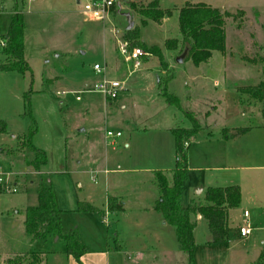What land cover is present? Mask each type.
<instances>
[{"label": "rangeland", "instance_id": "rangeland-1", "mask_svg": "<svg viewBox=\"0 0 264 264\" xmlns=\"http://www.w3.org/2000/svg\"><path fill=\"white\" fill-rule=\"evenodd\" d=\"M86 1L0 0V40L15 9L22 12L29 65L24 73L0 66V119L7 130L0 133V166L15 170L10 180L17 185L16 192L0 187V264L29 250L44 252L46 264H186L175 227L145 207L157 193L154 170L161 167L170 175L175 164V147H166L173 134L165 126L191 125L188 110L200 127L188 146L182 205L202 200L204 192L197 189L209 185L237 184L241 190L239 205L228 209L229 237L219 245L206 242L207 222L197 219L195 264H264V256L256 257L264 241V116L262 102L241 88L264 78V0H193L226 12L225 50H213L198 64L184 58L182 49L165 46L171 37L181 44L178 8L184 0H156L172 13L146 23L138 9L153 0H117L104 22L82 10ZM130 21L139 39L157 45L168 61L173 77L167 89L181 109L159 93L160 55L143 54L141 65L127 73L114 29L125 37ZM4 60L0 42V65ZM94 62L104 65L103 72L93 70ZM103 76L123 79L126 87L110 103L91 90ZM31 117L37 127L32 141L47 155L39 169L27 163L33 152L18 139ZM107 128L121 130L113 144L104 137ZM238 129L224 142L222 131ZM217 152L225 157H214ZM37 182L52 185L62 230L77 228L86 248L80 263L66 252L62 238L35 237L25 230L23 210L36 204ZM108 195L120 196L123 209L108 210ZM86 202L99 210L82 209ZM244 210L253 227L246 237L238 232L247 222Z\"/></svg>", "mask_w": 264, "mask_h": 264}, {"label": "trees", "instance_id": "trees-1", "mask_svg": "<svg viewBox=\"0 0 264 264\" xmlns=\"http://www.w3.org/2000/svg\"><path fill=\"white\" fill-rule=\"evenodd\" d=\"M138 11L142 15V23H146L148 19L160 21L162 17L169 16L172 13L171 8H160L156 0L141 5ZM225 15L226 12L202 1L196 3L185 1L178 8V29L181 34V49L184 53V58H191L195 64H198L207 61L213 50H225ZM24 27L23 14L15 9L6 32L2 34L5 40V44L2 45L5 60L1 63V68L14 69L22 73L29 70L28 62L23 55ZM125 35L131 40L132 45L140 46L150 54L160 55L159 93L168 103L174 104L181 109L179 98L167 89V82L173 77V74L164 60L160 48L157 45L148 46L142 42L138 37L136 25L125 28ZM177 42L178 39L175 37L167 38L165 39V46L167 48H175ZM262 72L264 75V59L262 60ZM241 88L262 102V115L264 116V78L255 85H247ZM185 114L189 118L191 125L171 128L176 149V160L172 168L171 179L167 178L162 169L154 170L155 184L159 192L154 208L162 212L166 222L175 226L178 246L187 255L186 264H195L193 231L196 226V218H193V216L199 214L206 220L211 234L209 242L226 239L229 233L228 209L239 205L241 190L237 184L225 186L209 185L204 190L203 201H191L186 208L181 207L180 197L188 166L187 150L191 137L200 127V123L193 111H185ZM36 129V122L31 117V123L26 133L19 135L18 139L21 146L27 147L33 152L27 163L34 169H39L46 162L47 155L44 149L35 146L32 141ZM6 131V122L0 119V133ZM225 132L223 131L224 136ZM238 132L239 129L233 131L232 134H237ZM185 141H188L186 145ZM36 190V205L27 206L23 210L25 230L35 237L53 235L57 238H62L65 242L66 252L75 256L80 263V256L85 252L86 248L79 239L77 228H71L68 231L62 230L60 209L57 206L52 185L39 182ZM81 208L84 210H99L88 202L84 203ZM107 209L111 211L121 210L123 209V202L121 200L117 201L115 196H109ZM259 256H264V251H261ZM5 262L6 264H46V254L36 250L17 252L6 257Z\"/></svg>", "mask_w": 264, "mask_h": 264}, {"label": "built area", "instance_id": "built-area-1", "mask_svg": "<svg viewBox=\"0 0 264 264\" xmlns=\"http://www.w3.org/2000/svg\"><path fill=\"white\" fill-rule=\"evenodd\" d=\"M117 0H88L83 3L82 10L91 18L100 21H105L108 19L110 12L112 11V6L115 5ZM120 30L114 29V34L116 37L117 50L122 56L123 61L128 67V74L134 72L141 65V57L143 54L148 53L143 50L140 46L132 45L130 39L126 36L121 37L119 35ZM1 44L4 45L5 41L0 40ZM93 70L100 73L104 70V65L98 62H94ZM124 80L117 78L101 77L94 83V87L91 90H96L101 92L107 101L117 98L120 93L125 89ZM65 92V91H62ZM79 98V96H77ZM120 129L107 128L104 131V137L109 139V143L113 144L114 139L121 136ZM188 141H185L187 144ZM15 173V170H9L7 168H2L0 166V187L2 190L16 192L17 185H15L10 180L11 174ZM243 215L247 221L248 211L244 210ZM253 227L247 221L246 224H241L238 227V232L240 236L246 237L251 233Z\"/></svg>", "mask_w": 264, "mask_h": 264}, {"label": "crops", "instance_id": "crops-1", "mask_svg": "<svg viewBox=\"0 0 264 264\" xmlns=\"http://www.w3.org/2000/svg\"><path fill=\"white\" fill-rule=\"evenodd\" d=\"M78 2H79V0H77ZM185 1H189V2H191V3H196L195 1H193V0H184V2ZM103 33H104V30H103ZM181 43V42H180ZM177 47V48H176ZM175 48H176V51H179V50H181V44H179V43H177V46H176ZM82 51V50H81ZM181 55H183V53H181ZM180 56V55H179ZM168 62V61H167ZM156 76H158V74H157V72H156ZM97 79V78H96ZM95 79V80H96ZM95 80H93V81H95ZM107 101V100H106ZM107 102H111V100H109V101H107ZM205 114H206V110H205ZM207 114H209V113H207ZM175 126V124L174 123H172V124H167L165 127H166V129H167V132H172L171 131V128L172 127H174ZM233 133V131H226L225 132V136L223 135V131H222V133H221V136H222V138H223V140H224V142H226V141H228V140H230V138L231 137H234L235 135H237V134H232ZM173 134V133H172ZM210 135L211 134H208V136H207V138L208 137H210ZM194 137L195 136H192L191 137V139H190V141L191 142H194L193 140H194ZM213 138V137H212ZM191 142H190V144H191ZM189 144V145H190ZM125 145H126V143H125ZM191 146V145H190ZM166 147H167V151L169 150L170 151V149H173V147H175V145H174V135H172V137H171V140L169 141L168 139H167V142H166ZM189 149H190V147H189ZM175 160H176V149H175ZM191 156V151H189V150H187V157L189 158V160H190V157ZM214 157H220V156H223V157H225V154H223L222 155V153H220V152H217V153H215L214 155H213ZM165 158L167 159V155H165ZM105 161L106 160H108V162H109V158L108 157H106L105 156ZM174 167V166H173ZM173 167H171L168 171H169V173H170V175H168V173H165L166 174V176H167V178L168 179H171V177H172V168ZM159 169H161V167H159ZM164 172H165V169H162ZM185 180V179H184ZM31 181V180H30ZM33 183V182H32ZM38 183L39 182H37V184H36V189H37V185H38ZM37 191V190H36ZM156 191H157V193H156V195L154 196V198L151 200L152 202L150 203V204H148V205H146V207H145V209L146 210H150V211H154L155 212V214H157L160 218H162L163 219V222L162 223H168V222H166L165 220H164V218H163V214H162V212L160 211V210H157V209H155L154 208V203H155V201H156V199L158 198V196H159V192H158V189H157V186H156ZM197 192L199 193H203L204 192V190L202 189V188H199V189H197ZM109 196H115L116 198H117V201H120L121 200V198H120V196H117V195H108V197ZM203 199H204V197L202 198V200H201V198H198V199H192L191 201H203ZM122 201V200H121ZM190 201V202H191ZM107 202H108V198H107ZM123 202V201H122ZM180 202H181V197H180ZM189 202V203H190ZM36 203H37V195H36ZM57 203V202H56ZM188 203V204H189ZM34 205H36V204H34ZM28 206H31V205H28ZM58 206V205H57ZM27 207V206H26ZM123 207H124V202H123ZM181 207L182 208H186L187 206H184V205H182V203H181ZM59 208V207H58ZM60 209V208H59ZM116 211H119V210H114V212H116ZM100 212H101V214L103 215V213H104V211L103 210H100ZM61 213H62V209H60V219H61ZM105 214V213H104ZM249 215V214H248ZM193 218H196V223H197V219L198 218H200V219H203V220H205L204 219V217H202L201 215H199V214H197V215H194L193 216ZM206 221V220H205ZM169 224V223H168ZM172 225V224H171ZM172 226H174V225H172ZM175 227V226H174ZM196 227V226H195ZM175 229V228H174ZM230 226H229V233H228V237H229V234H230ZM196 230V228H194V231H193V234H194V239H195V231ZM208 231H209V229H208ZM53 236V235H52ZM175 236H176V234H175ZM56 239H57V237L56 236H54ZM227 237V238H228ZM210 238H211V234H210V231H209V233H208V236H207V238H206V242H208L210 245H213V244H220L221 242H223L224 240H221V241H217V242H209V240H210ZM226 238V239H227ZM177 240V239H176ZM263 242V244L259 247V249L257 250V254H256V257L257 258H259L260 256V253H261V251L263 250V246H264V241H262ZM195 246H196V244H195ZM119 248V244H117V246H116V249H118ZM163 251L162 252H164V254H166L165 252H169L167 249L165 250V249H162ZM84 254V253H83ZM82 254V255H83ZM197 264V263H196Z\"/></svg>", "mask_w": 264, "mask_h": 264}, {"label": "water", "instance_id": "water-1", "mask_svg": "<svg viewBox=\"0 0 264 264\" xmlns=\"http://www.w3.org/2000/svg\"><path fill=\"white\" fill-rule=\"evenodd\" d=\"M132 25H133V22L130 21L126 28H130ZM182 56H183V55L178 56L177 60H178V61L181 60Z\"/></svg>", "mask_w": 264, "mask_h": 264}]
</instances>
